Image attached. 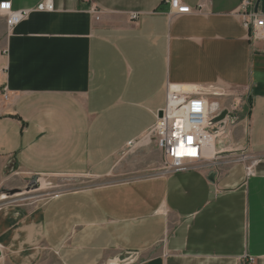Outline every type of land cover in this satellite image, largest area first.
Segmentation results:
<instances>
[{
	"label": "crops",
	"instance_id": "crops-1",
	"mask_svg": "<svg viewBox=\"0 0 264 264\" xmlns=\"http://www.w3.org/2000/svg\"><path fill=\"white\" fill-rule=\"evenodd\" d=\"M4 1L29 13L0 49V155L33 176L129 178L1 206L0 264H264V40L241 25V0H181L192 12L172 16L163 0ZM168 83L247 106L201 166L162 174L154 141L128 143Z\"/></svg>",
	"mask_w": 264,
	"mask_h": 264
},
{
	"label": "built area",
	"instance_id": "built-area-1",
	"mask_svg": "<svg viewBox=\"0 0 264 264\" xmlns=\"http://www.w3.org/2000/svg\"><path fill=\"white\" fill-rule=\"evenodd\" d=\"M169 5L168 15H183L192 12V8L181 0H163ZM7 5V7H5ZM254 0H241L237 10L241 25L249 32L251 38L264 40V14L254 10ZM36 10H53L50 0L39 3ZM29 11H13L11 3H0V14L4 16L8 31L27 17ZM95 19H99V10L95 5L91 7ZM134 19L136 14L130 16ZM226 92L216 87H191L188 85L170 84L166 86V100L164 107L157 114L156 121L146 134L138 141L128 143L129 148L138 143L154 141L162 152V164L158 172L172 173L191 167H199L207 157V137L214 142L224 133L226 116L218 120L225 107L221 99ZM4 100L8 99L6 87L3 88ZM223 123V124H222ZM215 151H213V154ZM254 174V163L246 167V176ZM59 192L52 197H56ZM253 258L248 257L244 264H252Z\"/></svg>",
	"mask_w": 264,
	"mask_h": 264
},
{
	"label": "rangeland",
	"instance_id": "rangeland-1",
	"mask_svg": "<svg viewBox=\"0 0 264 264\" xmlns=\"http://www.w3.org/2000/svg\"><path fill=\"white\" fill-rule=\"evenodd\" d=\"M8 27L5 23V18L0 14V49H3L8 38ZM245 100L247 98H244ZM4 100L3 86H0V102ZM224 110H228L226 106H230L231 117L226 114V124L224 133L227 131V126L230 125L231 119H238L241 117L243 106H247V102L243 105V98L241 96H229L228 93L221 99ZM228 112V111H227ZM228 112V113H229ZM230 119V120H229ZM222 134L223 137L226 135ZM221 138V137H220ZM219 138V139H220ZM162 160L160 159V164ZM152 171L149 172V174ZM148 174V173H147ZM145 175V174H143ZM132 176H130L131 178ZM127 176H117L114 173L109 178H95L93 176H73V175H30L21 172L13 162L3 155H0V207L5 204H23L29 208H38L42 206L50 197L57 192L67 191L81 187L99 185L112 180L126 179ZM9 190L16 191L13 195H9ZM4 264V263H3ZM39 264H59L57 258L50 254L43 263Z\"/></svg>",
	"mask_w": 264,
	"mask_h": 264
},
{
	"label": "water",
	"instance_id": "water-1",
	"mask_svg": "<svg viewBox=\"0 0 264 264\" xmlns=\"http://www.w3.org/2000/svg\"><path fill=\"white\" fill-rule=\"evenodd\" d=\"M257 6H258V4L255 5V11H257ZM158 114L160 115L161 112H159ZM226 114H227V111H223L221 113V115L219 116L218 120L223 119L226 116ZM214 177H215V173L211 172L209 174V179L211 181H213ZM15 192L16 191H14V190H9V195H13ZM135 258H136V254L134 253V254H131L130 256H128L127 258H124L123 260L112 261V262H110V264H130L131 262L134 261Z\"/></svg>",
	"mask_w": 264,
	"mask_h": 264
},
{
	"label": "bare ground",
	"instance_id": "bare-ground-1",
	"mask_svg": "<svg viewBox=\"0 0 264 264\" xmlns=\"http://www.w3.org/2000/svg\"><path fill=\"white\" fill-rule=\"evenodd\" d=\"M211 140H212V138H210V137H207V139H206V141H207V143H208V148H207V152L208 153H210L211 152V150H212V142H211Z\"/></svg>",
	"mask_w": 264,
	"mask_h": 264
},
{
	"label": "snow or ice",
	"instance_id": "snow-or-ice-1",
	"mask_svg": "<svg viewBox=\"0 0 264 264\" xmlns=\"http://www.w3.org/2000/svg\"><path fill=\"white\" fill-rule=\"evenodd\" d=\"M5 7H7V5H5Z\"/></svg>",
	"mask_w": 264,
	"mask_h": 264
}]
</instances>
